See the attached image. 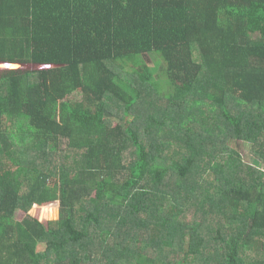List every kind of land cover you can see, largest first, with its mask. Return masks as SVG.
I'll use <instances>...</instances> for the list:
<instances>
[{
	"label": "trees",
	"instance_id": "obj_1",
	"mask_svg": "<svg viewBox=\"0 0 264 264\" xmlns=\"http://www.w3.org/2000/svg\"><path fill=\"white\" fill-rule=\"evenodd\" d=\"M5 65L0 264H264V0H0Z\"/></svg>",
	"mask_w": 264,
	"mask_h": 264
},
{
	"label": "rangeland",
	"instance_id": "obj_2",
	"mask_svg": "<svg viewBox=\"0 0 264 264\" xmlns=\"http://www.w3.org/2000/svg\"><path fill=\"white\" fill-rule=\"evenodd\" d=\"M154 62L156 63V60L155 59H152L151 60V63L150 64H147L145 65V67L147 68H151V69H154L153 70V73L154 75H156V77H164V75L166 74L165 73V67L162 65L161 62H159V64H156L157 66H154ZM143 65L141 66H136L134 69L136 70H139L140 67H142ZM123 72H126L128 70V67H123ZM169 94V90H168V86L165 85L163 86L162 88H160V92L159 94L157 95V100L159 103H161L162 105L166 104L167 103V100L165 99L166 98V95ZM174 147L175 145L172 144ZM231 146L235 147L238 151L241 152V154L244 156V160H250L252 161L253 159V155L251 154L250 156V159L248 158V153H247V150L245 149L244 145L240 142H237V141H232L230 143ZM129 155H127L128 157ZM53 215V218H59L60 214H57V213H54L52 214ZM25 216L24 212L22 210H17L15 211L14 213V218L16 220H21L23 217ZM45 218V217H44ZM187 219L190 218V215H188V217H186ZM153 233H156V231L154 230Z\"/></svg>",
	"mask_w": 264,
	"mask_h": 264
},
{
	"label": "water",
	"instance_id": "obj_3",
	"mask_svg": "<svg viewBox=\"0 0 264 264\" xmlns=\"http://www.w3.org/2000/svg\"><path fill=\"white\" fill-rule=\"evenodd\" d=\"M5 64H8V63H5ZM6 67H8V66L5 65L4 67H0V69L6 68ZM12 67H26V68H27L28 65H24V64H20V65H19V64H16V66H12ZM40 67H42V66H40ZM46 67H47V66H46Z\"/></svg>",
	"mask_w": 264,
	"mask_h": 264
}]
</instances>
